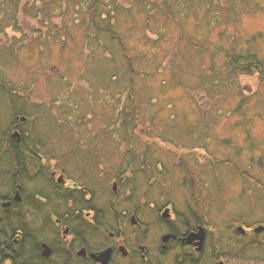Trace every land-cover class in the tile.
<instances>
[{"label":"rangeland","instance_id":"rangeland-1","mask_svg":"<svg viewBox=\"0 0 264 264\" xmlns=\"http://www.w3.org/2000/svg\"><path fill=\"white\" fill-rule=\"evenodd\" d=\"M109 1L105 0L108 3ZM115 1L122 3L123 7V10L115 16L116 30L129 45L128 56L138 70L135 76V90L144 92L141 95L136 94L140 102L141 115H138L139 121L134 133L139 138L136 142L141 144L138 146L139 144L136 143L135 147L140 151L146 150L147 155L139 153L133 158L134 162L143 161V163L132 165V168L145 170L154 167L157 174L154 175L153 171L150 173L127 171L121 175L117 184L109 186L108 191L105 189V177L102 174L97 178L94 177L95 180L92 181L83 177L85 182L90 180L91 190L96 188L91 193V206L100 209L101 222L109 226V229L115 230L119 229V225L114 219L117 215L114 216L112 211L116 210L120 214L129 212L128 215L135 212L139 219L150 224V221L155 219L156 209L166 204L173 208L175 216L179 212L191 221L197 213L199 216L196 217L202 220V205L191 203L187 187L190 180L194 182L198 179L200 183L203 178L206 188H203L204 194L201 200L208 194L207 218L214 229L209 230L206 226L209 239L214 240L216 244L220 239L225 244L228 239L234 243L231 248L236 253L248 256L255 254L264 258V245L259 249L250 247L251 242L264 244V231L263 233L252 231L254 227L263 225L264 222V78L260 79L253 75L238 76L235 81H230L231 86L225 88L218 86L217 90V83L213 81V77H210L208 69L217 64V69L223 73L224 69L221 66L226 62L223 52L224 49L230 50L231 46H236L237 50L253 51L264 62V0H214L219 21L217 18L208 20L204 10L209 3L205 5L203 2L200 4L201 8L194 7L187 16L182 14L177 18L178 20L169 18L165 22L163 18L157 17L146 20L145 14L135 8L131 9L132 14L127 13V7L130 6L128 2ZM218 6L222 10L218 9ZM54 22L57 26L62 23L59 18H54ZM145 23H148L147 27ZM19 24L21 32L9 28L5 33L0 34V42L27 44L39 33L43 38H46L48 32L51 38L55 35L50 25L42 26L32 18L23 17L19 19ZM158 32L163 33L164 37L158 38L159 35L156 34ZM72 33L82 44L81 34L74 30ZM64 38L57 36L60 41ZM157 38L158 41L153 42ZM189 38L197 45H202L203 40L211 42L207 54L205 50L201 57L193 54L187 44ZM45 44L48 45V42ZM58 48L59 45L56 44L49 45L48 49L40 45L38 49L44 50L42 56L36 55L32 59L29 52L23 50L21 53L23 64L17 69H12L10 74L14 80L21 82L27 80L30 86H28L29 106L40 105L42 109L49 107L58 121L75 124L78 128L75 132L78 140L74 142L79 145L80 141V147H87L86 149L89 150V146H83L81 143L87 142L82 135H89V138L94 137L99 140L100 130L105 128L115 116L105 104L104 89L100 92L99 103V96L96 98L87 95L89 88L87 79L89 77L93 79L95 86L104 85L109 79H116L114 81L119 82L121 72L125 68L121 67L119 61L123 57H118L115 61L107 60L110 53L103 51L101 56L98 51L93 50L86 53L83 60L78 61L77 53L74 51L73 54L68 47L64 51V54L70 58L67 63ZM177 51L182 57L179 53L176 54ZM33 53L36 54L37 51ZM142 55L146 62H140L143 59ZM140 56L141 58L138 59ZM170 59L173 61L174 70L170 69ZM124 60L127 63V60ZM80 72L85 75V78L80 79L81 83L78 80ZM27 74L35 77L33 83L29 81ZM61 74L65 75V83L62 81L63 84H57L56 80L60 79ZM112 74L115 76L111 77ZM69 80L71 86L68 92L66 85ZM128 83L124 80L121 84L120 94L117 95L119 99L117 110L130 104L131 95L127 94ZM115 85L113 84V88ZM208 88L211 90L208 92L209 95L206 93ZM67 94L71 99L76 97L79 99V94H86L88 103L78 99L69 101ZM146 95L149 99L144 97ZM76 101H79V104L75 106ZM72 110L75 112L73 119L69 116L65 119L62 117L64 112L71 113ZM125 110V112L131 111L129 107ZM9 117L11 116L6 113L0 114L1 128L10 125ZM33 117L37 118L36 123L38 122L33 125L35 131L40 130L42 124H45V119L43 117L41 119L40 112ZM48 127H50L49 123ZM108 128L113 129L112 122ZM163 130L169 132L176 130L180 134L176 136L175 133H169L171 137L163 141L159 137L164 135ZM52 140H55L54 144H58L62 151L65 148L69 150L72 146L68 143V147L63 148L62 140L58 137L45 142L50 143ZM122 146L116 148L113 145L106 154L105 144L96 143V151L100 152V156L95 160L102 161L98 165L99 168L104 169L107 166L104 163L107 161V156L112 158L108 160L111 166L119 164L123 159L120 157L121 152L127 148ZM134 149L137 151L136 148ZM88 153L89 151L85 155ZM128 158L129 155L125 156L124 160ZM52 166L53 164L50 163L49 169ZM164 168L167 170V176L162 179ZM242 171L245 173L243 174ZM70 174L79 184V179L76 177L78 171L72 169ZM100 176L101 180H98ZM33 184L37 186V182L31 181L29 188H33ZM38 189L33 188L29 192L35 193ZM29 192L26 191V194L29 195ZM47 202L39 211L43 215L49 214V209L45 210V207H49L51 201ZM57 209L55 213L48 215L53 226L42 230L44 234L42 240H52L62 233L64 227H57L55 218L56 215L68 212L70 209ZM87 212L88 210L76 211L73 213L74 218L80 215L88 220L91 214L87 215ZM236 216H239L241 221L232 223L230 220ZM154 225L158 226H154L153 236L156 239L163 224L155 220ZM72 226H75L74 223ZM235 229L239 231L237 234ZM121 232L127 237V241L130 240L129 237L133 238L134 233L130 232L128 227L123 226ZM91 234L92 232L85 236L89 243L92 242L89 240H93ZM105 235L98 230L94 234L97 237L95 240H102ZM144 236L145 234L142 240L148 244L153 253L155 243L151 242V232L148 231ZM170 255L166 259L167 263L172 261V264H177L176 261L170 260ZM204 257H207V254ZM202 264H206L205 261Z\"/></svg>","mask_w":264,"mask_h":264},{"label":"trees","instance_id":"trees-1","mask_svg":"<svg viewBox=\"0 0 264 264\" xmlns=\"http://www.w3.org/2000/svg\"><path fill=\"white\" fill-rule=\"evenodd\" d=\"M126 1L128 2V5H130L127 7V13L132 14L131 9L135 8L138 12L140 11L145 14L146 20L157 17L163 18L164 22L169 18L178 20L177 18L181 17L182 14L187 16L194 7L201 8L200 4L205 2V5L209 3V6L207 5L205 7L204 15H208L209 21L216 18L218 20L214 0ZM121 5L122 3L116 2L115 0H110L109 3L105 2V0H0V34L5 33L9 28L13 29L15 32H21L19 19L23 17L35 19L42 26L50 25L55 32V35L52 38L49 32L47 33L46 38H43L39 33L36 36H33L27 44L19 42H15V44H7L0 42V111L1 113H6L11 116L9 117L10 125L7 128L0 127V264L46 263L38 254V244L43 239L42 236L44 234L42 229H49L48 227H52L53 225L51 224V217H48V213H46L47 215H43V213L39 212L44 203L37 198L36 195L42 198L47 197L46 201L50 200V203H56L57 200H60V203L62 204H65L68 200L72 203L77 201L76 194L73 192L58 191V188L55 187L51 181L49 183L50 179H48V174L40 169L42 167V161L45 164V168H48L49 164L52 163L55 170H58L67 176L69 171L75 169V171H78L76 177H78L79 180H83L84 177L91 179L92 181L99 177V174H102L105 177L104 182L107 191L109 190V186L117 184L121 175L127 171H142L148 173L153 171L154 175L157 174L154 171V167L145 170L138 169V167L132 168V165H136L140 162L143 163V161L134 162L133 158L138 156L139 153H141V155H147L146 150L140 151L135 147L136 143H138L136 140L139 138L134 133L135 127L139 121V116L141 115L139 110L140 102H138L136 94L141 95L144 92H136L135 90V76L138 74V70L134 67L133 60L128 56L130 55L127 52L129 45L126 41H123L122 35L116 30L117 21L115 19L117 18L115 16L118 15L119 11L123 10ZM218 5H220V3H218ZM218 9L222 10L219 6ZM54 18L61 19L62 23L60 26L56 25ZM77 19L78 22H76ZM147 26L148 23H145V27ZM72 30L81 34L82 44L75 39ZM156 34L159 35L158 38L164 37V34L161 32ZM58 35L65 38L60 41L57 39ZM158 38L153 42L156 40L158 41ZM46 42H48V45L45 44ZM100 42L103 44H100ZM55 44L59 45L58 50L63 53L62 58L67 63L70 61V58L64 54V51H66L68 47L71 48L73 54L75 52L77 53L78 61L83 60V56L93 50L98 51L100 55L103 51L110 53L109 57H104L107 60L110 59L115 61L118 57H123L127 60L126 63L123 58L119 59L121 67H125L121 72V79L119 82L114 81L116 79H109L104 85L95 86L93 79L90 77L87 79V85H89L87 95H93L96 98L99 96V103L101 100L100 92L104 89L106 94L105 104L109 111H112L115 116L107 123L105 128L100 130L99 135L101 138L99 140L94 137L89 138V135H82V138L87 140V142L85 141L84 144L83 142L81 143L83 146H89V150L86 149L87 147H80V141L79 145L74 142L78 140L75 136V132L78 129L75 124L68 121L67 123L58 121V119L52 115L49 107L42 109L40 105L33 107L29 106L28 99L30 86L27 83V80L24 82L14 80L10 74L12 69H17L23 64L21 61V53L23 50L29 52L32 59L36 55L39 57L42 56L44 50L38 49L40 45L48 49L49 45ZM187 44L191 47L192 53L199 57H201L200 55L204 50L205 54H207V51L209 50L208 45H212L211 42L206 40H203L202 45H197V43L190 38L187 39ZM219 48L222 52V47L220 46ZM35 50L37 51L36 54L33 53ZM178 53L180 57H182L179 51L176 52L177 55ZM223 53H225L224 56L226 58V62L221 66V68L224 69L223 73L217 69V64L208 67L210 70V77H213V81L217 83V90L218 86L225 88L230 85V81H235L238 76L253 75L260 79L264 78V62L258 57L257 53L247 49L244 51L237 50L236 46H231V49L227 51L224 49ZM211 55L213 58V53H211ZM140 58L141 56L138 59ZM142 58L143 59L140 62H146L143 55ZM212 58L211 60H213ZM170 63V69L174 70L173 61L171 59ZM213 69L217 70L214 71ZM114 76L115 74L111 75V77ZM59 77L61 80L58 78L56 83L63 84L65 75L61 74ZM28 78L32 83L35 81L33 75L28 76ZM83 78H85V75L80 72L78 76L80 83V79ZM124 80L129 82V92L127 94H130L131 98L129 100L130 104L128 103L126 107L131 109L130 112H125L126 107H122L119 110L116 109L119 101L117 95L120 94V87ZM113 84H116L115 88H113ZM70 86L69 80L66 85L68 92ZM209 91L211 90L208 88L206 93L208 94ZM79 95V99L77 97L71 99L67 94V100L74 101L75 99H78L84 100L88 103V98L85 97L86 94ZM210 95L212 96V94ZM144 97L148 98L147 95ZM77 104H79V101H76L75 106ZM39 112L41 113V119L42 117L45 119V124H42L40 130L35 131L33 125L35 126L38 122L36 123L37 118L33 116L34 114L37 116V113ZM74 115L75 112L72 110L71 113L64 112L62 117L65 119L66 116H69V118L73 119ZM21 117L25 118L24 121L20 120ZM110 122H112L113 129L108 128ZM48 123L51 128H47ZM16 130L20 134L19 141L13 136V132ZM152 130L154 131V129ZM163 132L164 135L159 136L163 141L171 137L169 133H175L176 136L180 134V132H176V130L172 132L163 130ZM55 137L62 140L63 148L64 146L68 147V143H71L72 146H69V150H66L65 148L62 151L58 144H54L55 140H52L50 143L45 142ZM90 140L93 142L91 143ZM95 142L100 145L105 144L106 154L113 145H115L116 148L121 145H123L122 147L126 146L127 148L122 151L120 155L123 159L119 164L111 166V163L108 162V160H111L112 158L107 156V161L104 162L107 166L104 169H100L98 165H100L102 161L98 162L95 160L96 157L100 156V152L96 151ZM140 145L141 144L138 146ZM191 147H193V145H191ZM134 148H136L137 151ZM87 151H89V153L88 155H85ZM127 155H129L130 158L125 161L124 157ZM145 162H147V160ZM166 171L165 168L162 169V179L167 176ZM242 173L244 174L245 172L242 171ZM190 175L192 176V173H190ZM40 177L46 178L48 183L45 184L44 187L42 186V188L37 181ZM98 180H101V176ZM31 181L33 183L37 182L36 187L33 184V188H39L35 193L32 191L29 192V190L33 189L29 188V182ZM17 186H19V193L22 197V200L19 203L12 199ZM187 188L191 203L195 205L201 203L202 205V223H205L204 225L207 226L209 230H214L212 229L213 224L208 222L207 218V212L209 210L207 208L209 205L208 194L203 197V200H201L202 194H204L203 188H206L203 178H201L200 183L198 179L194 180V182L190 180V184ZM26 191L29 192V195L26 194ZM7 199H10L12 203L5 207L2 205V202ZM78 201L85 203V201H82L81 199ZM56 210L58 209H53L52 212L55 213ZM56 216L60 218L61 214ZM78 218L80 217L78 216ZM230 221L232 223H239L241 218L236 216ZM262 223L264 225V222ZM235 231L236 234L239 232L237 229H235ZM251 243L250 247H256L257 249L264 245L263 242L262 244ZM217 246L218 250L221 252L226 248L221 239L220 241H217ZM61 258L62 260L60 264H68V256H63ZM232 259L235 264L242 263L243 261L248 262L249 264H264V258L255 254L248 256L240 253L238 255L235 252Z\"/></svg>","mask_w":264,"mask_h":264},{"label":"flooded vegetation","instance_id":"flooded-vegetation-1","mask_svg":"<svg viewBox=\"0 0 264 264\" xmlns=\"http://www.w3.org/2000/svg\"><path fill=\"white\" fill-rule=\"evenodd\" d=\"M40 169L48 174V179H50L49 183L51 181L58 188V191L73 192L76 194L77 200L74 203L68 200L65 204L57 200L56 203L60 204L50 203L49 207H45V210L49 209L48 215H52L53 209H70L68 212L62 213L60 218L57 216L55 218V225L57 227H64L62 233L55 236L52 240H41L38 244V254L44 259L45 264H60L61 257L63 256L69 257L68 264H103L93 259L91 255L106 249L110 250L108 264H172V261L170 263L166 261L170 253H173L170 255V260L176 261L177 264H202L203 261L206 264H235L232 259L235 251L231 248L234 243L227 239L225 243L227 249L223 252L217 250V244L211 238L209 239L207 227L202 223L201 218L196 217L199 216L197 213H195V218H192L190 221V218L179 212L175 216L173 208L166 204L156 209L155 219L153 218L149 224L139 219L135 212H131L128 215L129 212H122L120 214V212L115 210L112 212L114 216L117 215L114 219L118 223L119 229H109V226L101 222V210L94 208L90 204L92 200L91 193L93 189L96 190L95 187L92 190L89 188L90 181L85 182V180L81 179L78 184L73 180L74 176L70 174L71 171L68 172L67 176L55 170L54 165L50 169L49 166L45 168L43 161ZM39 179L41 180H38V184L41 188L45 184H48L46 178L40 177ZM77 179L79 178L77 177ZM36 197L43 203H47V197L42 198L37 195ZM80 199L85 201V203L78 201ZM4 201H10L12 203L10 199ZM50 207L52 208L50 209ZM79 210H88L87 215L91 214L90 218L87 220V218H83L80 215V218L78 216L74 218L75 214L73 213ZM165 210L167 211V215L163 216ZM73 219L74 221L72 222ZM155 220L163 224L162 230L156 239L153 236L154 226H157L154 225ZM73 223L75 226H72ZM123 226L128 227L130 232L134 233L132 239L129 237V241H127V237H124V233L121 232ZM199 227L204 228L205 238L201 250L197 251L196 244L194 242L185 243L184 238L190 232L198 231ZM98 230H101L103 235L106 233L103 237L104 239L95 240L97 237L94 234ZM148 231L151 232V242L153 244L155 243L153 253L148 244L142 240L143 235L145 234L146 236ZM90 232H92L91 238L93 239L89 240L92 241L91 243L85 239V236ZM165 235H168L167 239H165ZM42 243H46L49 246L53 255L44 256L42 254ZM205 254H207V257H204ZM237 254L239 255V253ZM236 264L249 263L243 261L242 263Z\"/></svg>","mask_w":264,"mask_h":264},{"label":"water","instance_id":"water-1","mask_svg":"<svg viewBox=\"0 0 264 264\" xmlns=\"http://www.w3.org/2000/svg\"><path fill=\"white\" fill-rule=\"evenodd\" d=\"M24 117H21L20 120L21 121H24ZM13 136L16 137V140L19 141L20 139V134L19 132L16 130L13 132ZM21 195L19 193V186H17V189L15 190L14 192V195H13V200L15 202H20L21 201ZM10 201H4L2 203L3 206L7 207L10 205ZM167 213L166 211L163 213V216H166ZM241 229V227H239ZM264 230V225H258L254 228V232L256 233H259L261 231ZM243 232V231H242ZM168 235H165V239H167ZM204 238H205V231H204V228L203 227H199L198 231L196 232H190L185 238H184V241L185 243H192L194 242L196 244V250L197 251H200L201 250V247H202V244H203V241H204ZM42 248H43V251H42V254L44 256H48L51 252L49 246L46 244V243H42ZM109 254H110V250L109 249H106V250H103V251H100L99 253L97 254H92V258L95 259L96 261H99L103 264H108V260H109Z\"/></svg>","mask_w":264,"mask_h":264},{"label":"bare ground","instance_id":"bare-ground-1","mask_svg":"<svg viewBox=\"0 0 264 264\" xmlns=\"http://www.w3.org/2000/svg\"><path fill=\"white\" fill-rule=\"evenodd\" d=\"M14 192H15V191H14ZM165 211H166V210H165ZM165 211H164V212H165ZM166 213H167V211H166ZM49 255H53V252L51 251Z\"/></svg>","mask_w":264,"mask_h":264}]
</instances>
